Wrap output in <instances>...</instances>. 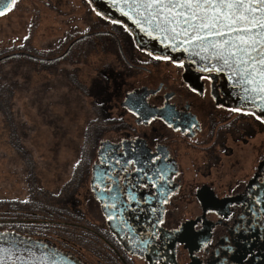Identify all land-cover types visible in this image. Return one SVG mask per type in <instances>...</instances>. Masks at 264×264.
Segmentation results:
<instances>
[{
    "label": "flooded vegetation",
    "instance_id": "af4514ba",
    "mask_svg": "<svg viewBox=\"0 0 264 264\" xmlns=\"http://www.w3.org/2000/svg\"><path fill=\"white\" fill-rule=\"evenodd\" d=\"M99 16L118 27L117 32L88 31L94 26L91 19L84 33L56 56L66 55L84 35L105 34L116 46L114 62L131 79L117 89L116 115L102 116L81 171L90 216L75 211L77 200L70 195L59 203L71 212L57 217L38 204L39 215L30 217L34 212L25 211L0 225V233L15 235L27 248L54 253L63 264H264V153L255 166L253 158L247 159L245 170L238 171L236 143L252 138L254 117L232 111L245 108L232 91L233 80L227 72H204L184 58L183 68L153 59L129 31ZM98 177L103 181L99 186ZM209 206L216 211L206 213ZM202 213L198 235L181 240L171 233L176 220L187 223ZM108 215L116 218L110 221ZM207 239L212 244L199 248Z\"/></svg>",
    "mask_w": 264,
    "mask_h": 264
},
{
    "label": "rangeland",
    "instance_id": "374dc122",
    "mask_svg": "<svg viewBox=\"0 0 264 264\" xmlns=\"http://www.w3.org/2000/svg\"><path fill=\"white\" fill-rule=\"evenodd\" d=\"M91 19L94 26L88 31L117 32L87 0H20L0 15V58L10 57L0 61V205L9 203L0 207V225L25 211L39 215L38 204L57 217L71 212L59 203L70 195L77 200L75 211L90 216L81 171L102 116L118 112L117 89L131 82L114 62L116 46L105 34L84 35L66 55L56 57ZM252 130V138L236 143L239 172L247 159L253 158L255 166L264 153V126L253 119Z\"/></svg>",
    "mask_w": 264,
    "mask_h": 264
},
{
    "label": "snow or ice",
    "instance_id": "6c2138e0",
    "mask_svg": "<svg viewBox=\"0 0 264 264\" xmlns=\"http://www.w3.org/2000/svg\"><path fill=\"white\" fill-rule=\"evenodd\" d=\"M111 2L112 6L118 8L141 33L159 40L164 48L172 52L181 51L206 62L202 71L227 72L229 78L235 81V86L244 93L242 99L247 100L250 105L245 108H233L232 111H243L256 121L264 123V0H111ZM16 3L17 0H0V15L7 14ZM111 23L120 25L125 32L129 31L121 20H112ZM147 55L156 60L170 62L177 68H183L186 63L185 60H177L171 55H156L151 51H148ZM192 62L198 61L193 59ZM210 78L204 77L206 80ZM192 91L196 92L197 89L193 88ZM171 118L174 120L175 116ZM160 119L168 123L163 116ZM168 126L172 127V124L168 123ZM152 159L156 161L159 157ZM126 163L135 162L128 160ZM159 179L163 180L164 176L160 174ZM102 182V178L98 177L97 185H101ZM100 190L106 189L101 187ZM163 191L161 189V192ZM129 199L134 200V197L130 196ZM167 202L163 201L165 204ZM257 203H260L259 199ZM108 207L109 205H105V208ZM111 207L115 208V203ZM205 211L214 213L216 210L209 206ZM203 215L204 213L187 223L176 220L171 233L181 240L186 236L198 235L202 229ZM114 218H116L114 215L107 216L110 221ZM158 222L163 223V220ZM9 236L7 232L0 233V264H63V261L54 258V253L39 251L35 246L27 248L25 241L15 235L11 238ZM211 244L212 240L207 239L201 241L198 247L207 249Z\"/></svg>",
    "mask_w": 264,
    "mask_h": 264
},
{
    "label": "water",
    "instance_id": "95a60500",
    "mask_svg": "<svg viewBox=\"0 0 264 264\" xmlns=\"http://www.w3.org/2000/svg\"><path fill=\"white\" fill-rule=\"evenodd\" d=\"M96 11L101 13L103 16L112 19V20H121L124 25H126L129 29V32L133 36L135 42L139 45L140 48L151 51L156 55H171L175 59H186L190 62L193 61V59H196L198 62L193 63L199 66H204L206 62L199 61L196 57H191L187 53H183L181 51H175L172 52L169 49H166L163 47V45L159 42V40L152 39L143 33L139 31L138 28H136L135 25L132 24L130 20H128L126 17H124L118 8L112 6L111 0H89ZM19 55H25V53H19ZM232 85V91L237 96L238 99L243 100L244 103H238L239 106L246 107L249 105L248 101L245 99H242L244 97V93L241 91L239 87L235 86V81L233 80ZM247 102V103H245ZM258 111V110H257Z\"/></svg>",
    "mask_w": 264,
    "mask_h": 264
},
{
    "label": "trees",
    "instance_id": "16d2710c",
    "mask_svg": "<svg viewBox=\"0 0 264 264\" xmlns=\"http://www.w3.org/2000/svg\"><path fill=\"white\" fill-rule=\"evenodd\" d=\"M7 58H10V57H6V56H5V57H2V58H0V61H3V60H5V59H7ZM8 204H9V203H8ZM8 204H6V203L4 202V203H3V204H1V205H2V206H5V207H7V206H8ZM1 205H0V207H2ZM5 207H2V208H4V209H5ZM19 214H20V213H19Z\"/></svg>",
    "mask_w": 264,
    "mask_h": 264
}]
</instances>
